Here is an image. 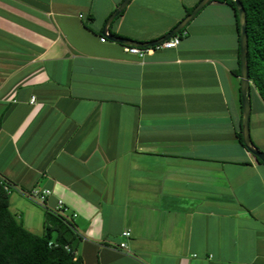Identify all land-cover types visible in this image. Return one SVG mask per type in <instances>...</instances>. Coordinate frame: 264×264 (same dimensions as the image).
Here are the masks:
<instances>
[{
	"label": "crops",
	"instance_id": "obj_1",
	"mask_svg": "<svg viewBox=\"0 0 264 264\" xmlns=\"http://www.w3.org/2000/svg\"><path fill=\"white\" fill-rule=\"evenodd\" d=\"M122 1L0 0V178L13 186L11 212L41 235L63 201L84 264H264V165L238 137L234 8L210 2L178 47L140 58L101 40ZM199 1L132 0L110 30L153 41ZM250 103L251 141L264 151L252 82ZM34 187L52 189L45 205L23 193Z\"/></svg>",
	"mask_w": 264,
	"mask_h": 264
},
{
	"label": "trees",
	"instance_id": "obj_2",
	"mask_svg": "<svg viewBox=\"0 0 264 264\" xmlns=\"http://www.w3.org/2000/svg\"><path fill=\"white\" fill-rule=\"evenodd\" d=\"M225 1L234 8L239 20L235 0ZM242 2L247 12L249 79L264 99V0ZM238 137L245 147L242 129ZM7 185L12 186V183L0 178V264H84L76 254V242L80 237L74 223L58 212H50L43 234L29 231L11 212V186L7 189Z\"/></svg>",
	"mask_w": 264,
	"mask_h": 264
},
{
	"label": "water",
	"instance_id": "obj_3",
	"mask_svg": "<svg viewBox=\"0 0 264 264\" xmlns=\"http://www.w3.org/2000/svg\"><path fill=\"white\" fill-rule=\"evenodd\" d=\"M132 0H123L119 7L113 12V14L108 18L104 29L103 35L110 41L117 42L123 45H132L138 47H150L156 46L174 35L178 34L181 30L186 28L192 20L213 0H200L199 3L194 7V9L170 32L165 34L163 37L147 42H140L133 39L118 37L112 34L110 26L112 22L128 7ZM236 9L239 16L240 23V63H241V94H242V107L244 123L242 125V136L243 143L245 147L257 158L258 161L264 163V151L256 148L251 141V110L252 106L250 103V89L251 81L249 79V67L246 62L247 56V12L244 7L242 0H235Z\"/></svg>",
	"mask_w": 264,
	"mask_h": 264
},
{
	"label": "built area",
	"instance_id": "obj_4",
	"mask_svg": "<svg viewBox=\"0 0 264 264\" xmlns=\"http://www.w3.org/2000/svg\"><path fill=\"white\" fill-rule=\"evenodd\" d=\"M80 17H83V15H80ZM181 34L178 33L174 35L173 37L169 38L168 40L156 45V46H150V47H138V46H132V45H124V50L126 52L138 55L140 58H145L147 55H153L155 52L162 50V49H173L176 48L180 45L181 43ZM102 41H106L107 38L105 36L102 37ZM32 102H35V97H32ZM11 185H7L6 188L9 189ZM13 186H11V189ZM23 193L29 197L31 200L36 202L39 205H45L47 199L49 196L53 194L52 189L49 188H39V187H34L31 189L29 192H24ZM67 208L64 206L63 201H59L58 206H57V212L66 216ZM122 236L124 238H129L131 236L130 231H124ZM120 249L126 250L128 245L126 241H123L119 245Z\"/></svg>",
	"mask_w": 264,
	"mask_h": 264
},
{
	"label": "rangeland",
	"instance_id": "obj_5",
	"mask_svg": "<svg viewBox=\"0 0 264 264\" xmlns=\"http://www.w3.org/2000/svg\"><path fill=\"white\" fill-rule=\"evenodd\" d=\"M67 215H69V214H67ZM40 235V234H39Z\"/></svg>",
	"mask_w": 264,
	"mask_h": 264
}]
</instances>
